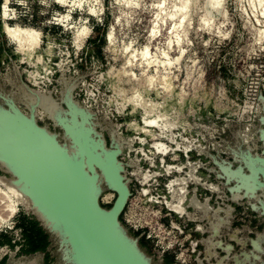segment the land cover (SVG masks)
Returning <instances> with one entry per match:
<instances>
[{
	"label": "rangeland",
	"instance_id": "1",
	"mask_svg": "<svg viewBox=\"0 0 264 264\" xmlns=\"http://www.w3.org/2000/svg\"><path fill=\"white\" fill-rule=\"evenodd\" d=\"M3 1L0 0V105L6 106L3 97L12 98L22 110L29 111L26 83L33 89L51 92L65 115L62 97L64 94L65 101L69 98L73 100V91L75 100L95 113L97 129L105 135L108 143L111 130L116 128L127 137L137 135L146 141L147 137L153 138L149 148L154 155L157 152L166 154L173 151V156L178 157L181 144L183 146L184 143L186 149L194 142L204 145L205 152L200 155L194 150L190 160H202L206 166L218 169L213 160L233 161L235 154H241L251 167V160L247 159L249 150L244 142L248 134L252 137V154H262L263 142L259 135L263 127L260 122L263 115L260 95H264V4L259 0H222L220 10L215 6V0H187L186 14L179 12L173 19L169 14L183 0H135L131 6H128L127 0H89L82 7L73 5V0H11L10 17L7 19L9 25L31 27L42 33L41 48L35 55L22 51L19 42L11 40L5 32ZM90 8H94L93 12L89 11ZM84 24L91 28V35L77 39V31ZM112 30L114 33L109 37ZM178 35L181 39L179 45ZM73 42L77 49L85 45L79 51L73 47ZM148 46L153 52L159 53L157 56H161L159 48L176 57L181 55L182 47L186 51L179 59L177 68L165 70V67L157 63L151 67L148 65L142 55ZM38 56L41 60L36 64ZM62 61L65 73L60 71L59 64ZM46 72L47 76L39 80ZM63 74L69 79L66 85V79L62 80ZM152 74L160 75L162 79L156 77L150 82ZM38 80L40 86H35ZM136 90L142 91V96L133 100L131 98ZM60 103L64 107L58 105ZM49 118L41 114L38 121L58 133L60 140L66 141L64 131ZM179 136L189 140L195 138V141L185 143L186 140L181 137L179 139ZM158 142L165 146L164 149L161 147L163 151L158 149ZM136 145L139 147V143ZM126 146L128 144L123 147L124 153L121 156L124 162L129 160ZM140 151L143 155L148 154V159H153L146 147L145 152L143 148ZM186 159L184 152H181L178 160L183 162ZM233 164L235 168L239 162ZM198 171L196 174L201 179V185L213 183L220 190L212 195L200 187L199 196L203 199L209 194L213 196L216 205L231 203L234 207L231 219L220 227L217 237L221 244H230L233 240L238 244L234 246L231 243L233 251L226 254L218 252L215 259H221V264H264V252L257 251L251 245L252 238L257 239L260 234H264V216L254 211L247 199L233 202L227 185L216 173L209 176L205 170L201 169V173ZM0 174L12 177L1 164ZM202 177L207 181L204 182ZM175 178L171 179L170 184ZM135 183L136 187L131 185L132 188L144 187ZM2 188L4 186L0 183V238L3 237L5 243L16 240L17 245L0 248V258L3 257L0 264L30 261L35 257L37 264H66L58 238L47 231L49 246L46 254L21 248L16 251V247L25 243V239L30 241L33 238L32 227L41 225L34 212L21 205L15 228L14 224L4 227L2 217H9L5 210L9 200ZM152 188L153 192H159L154 186ZM161 191L164 192V189ZM145 193L148 194V200L154 203L167 204V200H172V195L160 201V198L156 199L149 192ZM193 195L188 191L189 197ZM115 197L116 194L103 185L100 203L109 208ZM207 198H210L212 204L210 196L205 200L199 199L206 202ZM252 201L255 202L254 199ZM133 202L138 206V219L144 222L147 216V220H152V215L148 216L142 209V196L134 192L120 217L128 233L135 238L140 236L139 245L154 264H177L173 253L162 255L153 242L147 240L145 235L141 236V231L136 232L129 225L127 219ZM190 211L199 217L203 216L198 218V222H210L208 217H204L201 212L197 213L196 209ZM196 223L190 226L194 227ZM259 224L260 227H256ZM209 230L212 231V227ZM254 253L259 254L261 260L256 259Z\"/></svg>",
	"mask_w": 264,
	"mask_h": 264
},
{
	"label": "water",
	"instance_id": "2",
	"mask_svg": "<svg viewBox=\"0 0 264 264\" xmlns=\"http://www.w3.org/2000/svg\"><path fill=\"white\" fill-rule=\"evenodd\" d=\"M25 85L28 90H37L26 83ZM48 94L52 95L51 92ZM63 97L65 107L61 103L60 105L65 108V116H60L58 122L46 116L64 131L66 141L60 140L58 133L39 123V115L35 109L29 107L26 112L14 99L3 97L6 106L0 105V164L12 177H16L15 181L22 185L34 204L44 210L54 227L59 229L46 226L35 214L40 225L58 238L66 264H154L151 257L141 249L140 236H131L120 220L132 194L129 168H134V174L142 171L139 163L141 158L136 155L137 148L126 146L129 160L124 162L121 159L124 150L115 143L112 130L119 134L122 132L113 128L108 143L105 135L97 129L95 113L75 100L73 91L72 98L77 102L76 106L69 105ZM260 100L263 110L260 122L263 127L260 129L259 139L263 142V150L262 154H253L261 166H255L253 170L241 154H235L233 161L213 160L218 169L206 166L202 160L196 162L199 163V170L207 171L209 176L216 173L224 181L233 202L239 203L247 199L251 208L264 216V95H260ZM133 137L135 142L136 139L141 140L139 136ZM192 149L200 155L205 152L204 148L199 150L196 145L191 146L190 150ZM134 151L136 156L133 157L131 152ZM188 151L184 146L186 160H190ZM235 161L239 164L234 168ZM223 165L230 169L225 170ZM137 170L140 172L136 173ZM177 170L180 174H187L190 167L184 166L182 171ZM170 181L171 179L166 187L168 196L171 197ZM212 184L201 185L191 179L188 183V186H192L189 192L198 194L200 187L210 193H213L211 190L219 191L213 189ZM103 185L116 194L109 208L100 203ZM238 191L243 195L235 199L234 192ZM218 206L220 207L219 204ZM189 208L202 213L201 209L194 206ZM233 208L231 206V210ZM171 210L184 215L175 209ZM198 220L190 221L194 223ZM259 237L260 235L257 239L252 238L251 245L257 251L264 252V236L261 249L255 246V240ZM254 257L261 260L259 254L254 253ZM199 264H202L201 260Z\"/></svg>",
	"mask_w": 264,
	"mask_h": 264
},
{
	"label": "bare ground",
	"instance_id": "3",
	"mask_svg": "<svg viewBox=\"0 0 264 264\" xmlns=\"http://www.w3.org/2000/svg\"><path fill=\"white\" fill-rule=\"evenodd\" d=\"M10 1L11 0H4L3 2H1L2 3L3 17L5 19V32L9 35V38L11 40H17L19 42V47H20V49H22V51H27L31 55L32 54L35 55L36 52L38 51V49L41 48L40 38H41L42 33L39 30H37L35 28H31V27H22L21 25H15V26L9 25V22L7 21V19H9V17H10V14H9V9H10L9 3H10ZM259 1L264 4V2H263L264 0H259ZM85 2L87 3V2H89V0H73V3H74L73 5L78 4L79 6L82 7V5ZM126 3L128 4V6H131V5L135 4V0H127ZM187 3H188L187 0H183L181 3L178 2V5L176 6V10L174 12H171V14H169L170 17L172 19L175 18L179 12L186 14L185 9L187 7ZM214 3H215V6L218 7L220 10L222 0H215ZM73 5L71 3V7H73ZM93 9L94 8H90L89 11L93 12ZM70 11H73V9H70ZM90 30H91V28L87 24H84L77 31V34H76L77 39H79L80 36L86 38L89 35ZM154 30L156 31V29H154ZM113 33H114L113 30L110 31L109 37H111L113 35ZM262 33H264V30L262 31ZM259 34H260V32H259ZM258 36L260 37L261 35H258ZM173 42H175V41H172V43ZM180 43H181V39H180V35H178L177 44L179 45ZM159 50H160L161 56H157V54H159V53L153 52L151 47L148 46L143 51L142 55L144 58H146L148 65L150 67L157 63L158 66L165 67V70L177 68L179 65V59L183 55L184 51H186L185 48L182 47L181 52H180L181 55L176 57V56H172L171 54H169V52L165 49L159 48ZM154 53H155V59H153V57H152V55ZM40 60L41 59L38 56L36 64L40 63ZM64 65L65 64L63 63V61H62V63L59 64L60 69L62 70V72L65 73L66 68ZM156 77L162 79V77L160 75L154 76L152 74V76L149 78V81L152 82L154 79H156ZM63 79L64 80L66 79L65 80V85H66L68 83L69 79L67 80V78L65 77V74H63L62 80ZM19 86H21V85H19ZM21 88H23V87H21ZM25 89H27V88H25ZM26 91H27L28 106L30 108L35 109V111L37 112L38 115H41V114L47 115L49 117L55 118V120L57 122L59 121L60 116H65L63 114V110L57 106V101L47 92H44L43 90L38 91V90H30V89L29 90L27 89ZM18 93H20V92H18ZM141 96H142V91L136 90L131 99L137 100ZM16 98H18V97H16ZM20 100H21V98H20ZM20 100L18 102H20ZM66 101L69 105L76 106L75 102L73 100H71L70 98L66 99ZM58 105H60V104H58ZM147 123H149V121H147ZM170 135H172V134H170ZM113 137H114L115 142L118 143L119 146H121L122 148L126 144H128V147H131V148L134 147V144H133V143H135L134 137H131V136L127 137V136L121 135V134L119 135V133H117L116 131H114ZM251 138H252L251 136L246 134L244 137V142L247 145L248 150H249L247 159L251 160V164H252L251 167L254 170L255 166H261V163H259L256 160L255 155L252 154L254 147L250 143V140H252ZM145 143H146V139L141 137L140 147H141V149L143 148L144 152H145ZM193 145H196L199 150H202L204 148L203 147L204 145H202V144L200 145V144H193L192 143L191 146H193ZM162 146H163V143H162ZM162 146L160 145L159 142L157 143V147L160 151L161 150L163 151V149L165 147V146H163V147ZM186 149L189 150L190 147L187 146ZM144 155H146L147 156L146 159H148L149 155L146 153H144ZM2 164L5 165L4 163H2ZM185 164L186 163L178 164L177 168L180 171H182ZM138 166L140 167V165H138ZM169 168H170V165L167 166L168 170H169ZM198 168H199V163H197V162L196 163H190V170L188 171L187 175L177 176L171 182L170 187H169V189H170L169 192L172 193L171 194L172 200H167V205L170 209H175L177 212L184 214V215H187L189 217V220H197L198 218L203 217V216L199 217L198 214L191 212L189 207L194 206L195 208L201 209L202 213H204V217L209 218L210 224L213 228V232L211 231L212 235L210 236V240L213 242L212 238L215 237L214 235L219 234L220 227L222 226V224L227 223L229 221V220H227L228 218H226V216L221 215L222 214L221 212L222 211L224 213L226 212L227 215H229L231 208H224L223 209L221 206L219 208H216L209 202L210 198H207L206 202L201 201L199 199L197 193L191 197L188 196V191H189L188 183H189V181L191 179L195 180L197 183H200V181H201L198 174H196V170H198ZM224 169L228 171L230 168L225 167ZM139 172H140V170L136 171V173H139ZM156 173H158V172H156ZM156 173H154L152 175H145V181H147V179L150 176L156 175ZM15 178L16 177L10 178V177H7L5 175L0 174V183H2V186H4V188H2V191H3L4 195L6 196V198H8V200H9L5 206V210L8 212L9 217H8V219H4L2 217V222L4 224V227L13 226V224H14V228H15V225L17 223V219L20 216L21 205H25L26 209L33 211L34 214H36L43 221V223L46 226L54 229L55 228L54 223L49 218H47L44 210H42L41 208H39L37 205L34 204L33 200L30 198V196L23 190L22 185L15 181ZM205 184L207 185V183H205ZM213 185L211 186L213 189L219 190V187L217 185H214V187H213ZM251 186L252 185H249V187H251ZM145 192H149V188H146ZM248 193H249V191H248ZM242 195H243L242 192H239V191L234 192V198L235 199L241 197ZM257 197H259V195H257ZM14 218H16V219H14ZM13 219L15 220L14 223H13ZM199 227L201 229H203L202 225H199ZM55 229L59 230L58 228H55ZM234 236H232V237H234ZM262 237H263V234H260L259 239L255 240V246L258 249H261ZM217 243H219V245H220V241ZM222 247H223V245H222ZM228 248H232L231 244H228ZM12 264H37V258L35 257L34 259H31L30 261L18 260L15 263L13 262Z\"/></svg>",
	"mask_w": 264,
	"mask_h": 264
},
{
	"label": "built area",
	"instance_id": "4",
	"mask_svg": "<svg viewBox=\"0 0 264 264\" xmlns=\"http://www.w3.org/2000/svg\"><path fill=\"white\" fill-rule=\"evenodd\" d=\"M90 35L91 34H89L86 38L90 37ZM73 47L79 51L83 49V47L81 49H77L75 44L73 45ZM45 74H46L45 76L43 75L40 76L41 78L39 80L44 79V77L47 76V72ZM39 80L38 82H36L37 84L34 83L33 84L35 86H40L41 82H39ZM180 137L181 136H179V139ZM191 138H193V136ZM183 140H186L185 143H189L190 141H195V138H193L192 140L189 139H183ZM153 141H154L153 138L147 137L145 147L147 149V153H150L153 156V159H146V157H144V155L138 149L141 143L139 139H136L134 146L136 147L137 146L136 144L139 143V147H136L138 151L136 155L138 158H141L139 160V163L142 167V171L139 174H134L133 173L134 168H129V174L132 177L131 185H135L136 184L135 182H137L141 186L148 187L149 194L151 196H154L156 199L160 198V201H163L165 200V197L168 196L167 187H166L168 181L177 174H180L179 171L177 170L178 164H182L186 161L185 166L190 167V163L196 162V160H184L183 162H181V160H178L184 148V143L181 141L180 142L183 143V146L182 144H181L182 147L179 146V150L177 152L178 157L173 156L174 154L173 151H171V153H166V154L157 152L156 155H154L153 153H151L149 148V146ZM170 144L175 145V147H177L175 143L170 142ZM193 151H194L193 149L188 151L189 159H191L192 157L191 154ZM133 154L135 155V151L131 152V155ZM168 163H171L169 170L167 169V166H169ZM155 172L158 173H156V175L150 176L147 179V181H145V175H152ZM200 173H201V169H200ZM163 180H167V182L165 181L163 182ZM151 182H156V183L152 184ZM152 186H154L156 190H158L159 192L156 193L153 192ZM135 187L133 188L131 187L132 194L130 197L134 196V192L138 193L139 196H142V200H143L142 203L144 205L142 209L146 211L148 216L152 215V220L151 221L147 220V216L144 222L138 219L136 213L138 206L136 202H133V204H131L130 207L129 219H127L129 225L136 232L141 231V236L145 235L147 240L153 242L156 247V250L162 255H165L166 253H173L177 264H197V262L199 264V257L194 258V253H196L195 245H193L194 227L190 226V224H192L193 222H191L185 215H180L174 212L173 210L167 208L166 205L163 203H157V202L154 203L151 200H148L147 197L148 194L144 192V187H140V189ZM189 188L191 189L192 186H189ZM163 189L164 192L161 191ZM211 191L213 192L212 193L213 195L214 190ZM207 196L213 198V196L209 194ZM153 220H155V224L151 225Z\"/></svg>",
	"mask_w": 264,
	"mask_h": 264
},
{
	"label": "flooded vegetation",
	"instance_id": "5",
	"mask_svg": "<svg viewBox=\"0 0 264 264\" xmlns=\"http://www.w3.org/2000/svg\"><path fill=\"white\" fill-rule=\"evenodd\" d=\"M218 192H220V191H218ZM216 193L217 192H215V190H214V194H216ZM211 202H212L213 206H216V207L218 206V205H216V203H214L213 199L211 200ZM220 206L224 209V208H231L232 205H231V203L230 204L228 203L227 205H221V203H220ZM233 212H234V210H230L229 215H227V213L226 212L224 213L223 211L221 213L224 216H226V218H228L227 220H230L231 214H233ZM199 224H202L203 229H201L199 227ZM261 224H262V222H261ZM261 224L257 225L256 227H260ZM211 227L212 226H211L209 221L207 222V224L203 221L196 223L194 226V233H193V237H194L193 245H195V248H196V256L199 257L202 264H221L222 263L221 259H215V256L217 255V253L220 252V253L226 254L227 252H231L233 250H231L232 248H228L229 243H226V244L222 243L221 244V240L217 237V234L214 235L215 237L212 238L213 242L210 240L209 236H211L212 233H211V230H209V229ZM212 232H213V228H212ZM219 241H220V245H219V243H217ZM13 242H15V241H13ZM231 243L234 246H237V244H238L235 240H233V242H231ZM222 245H223V247H222ZM234 249H235V247H234ZM222 261H223V259H222ZM197 264H198V262H197Z\"/></svg>",
	"mask_w": 264,
	"mask_h": 264
},
{
	"label": "trees",
	"instance_id": "6",
	"mask_svg": "<svg viewBox=\"0 0 264 264\" xmlns=\"http://www.w3.org/2000/svg\"><path fill=\"white\" fill-rule=\"evenodd\" d=\"M41 228L42 227L39 228L40 231H41V234H39L40 235V238L34 236L35 235L34 234V230L32 229L33 232H31L32 233L31 236L33 238H30V241L33 240V239H35L36 242L34 241V244L29 246L28 249L30 251H33V252L43 251L44 252V251H46V249L49 246V235L47 234V232H45V230L43 228L42 229ZM49 264H51V263H49Z\"/></svg>",
	"mask_w": 264,
	"mask_h": 264
},
{
	"label": "crops",
	"instance_id": "7",
	"mask_svg": "<svg viewBox=\"0 0 264 264\" xmlns=\"http://www.w3.org/2000/svg\"><path fill=\"white\" fill-rule=\"evenodd\" d=\"M39 225V224H38ZM41 226H37V227H35V228H33L32 227V229L34 230V236L35 237H38V238H40V235L39 234H41V231H40V228ZM43 228V227H42ZM41 228V229H42ZM44 229V228H43ZM45 232H46V230H45ZM1 235V234H0ZM4 238L2 237V238H0V248H3V247H9V245H11L10 247H13V246H15V245H17V242H16V240H15V242H13L14 240H12L11 242L9 241V243H5L4 242ZM32 241V242H31ZM31 241H27V239H25L24 240V242L25 243H21L20 245H18L16 248V251L18 252L19 250H20V248H21V250H29L28 248H29V246L30 245H33L34 244V241H35V239H33V240H31ZM36 242V241H35ZM15 243V244H14ZM43 252V251H42ZM44 254H46L47 253V249H46V251H44L43 252ZM1 259H3V257L2 258H0V260Z\"/></svg>",
	"mask_w": 264,
	"mask_h": 264
}]
</instances>
